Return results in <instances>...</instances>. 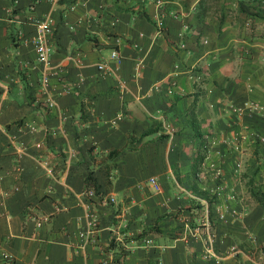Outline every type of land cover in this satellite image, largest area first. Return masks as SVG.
<instances>
[{
  "label": "crops",
  "instance_id": "crops-1",
  "mask_svg": "<svg viewBox=\"0 0 264 264\" xmlns=\"http://www.w3.org/2000/svg\"><path fill=\"white\" fill-rule=\"evenodd\" d=\"M263 145L264 0H0V264H264Z\"/></svg>",
  "mask_w": 264,
  "mask_h": 264
},
{
  "label": "built area",
  "instance_id": "built-area-1",
  "mask_svg": "<svg viewBox=\"0 0 264 264\" xmlns=\"http://www.w3.org/2000/svg\"><path fill=\"white\" fill-rule=\"evenodd\" d=\"M33 24V33L29 38V42L32 45V48L35 52V58L38 62L40 67V82L41 84H45L47 82V77L45 74L44 69L49 64V57H48V50H49V44L47 42V35L51 29V17L49 15H35L31 19ZM109 59L119 61L120 56L117 50V47L115 45L110 47L109 51ZM106 67L105 61H100L97 63V68L104 69ZM44 104L47 106L52 105V100L46 95L44 96ZM148 181L151 183L152 188L154 190H157L159 188L158 183L155 181L153 177H149ZM111 199V198H110ZM207 210L205 209V212ZM221 216V214H219ZM95 221L91 220L88 225H94ZM191 232L199 236L204 243V253L203 256L207 257L210 256L214 262H218V260L221 258L219 254H217L213 247L211 246V242L213 241L214 237V230L211 225L210 218L205 215L202 220L198 223H195L193 227H191ZM93 228L91 226H88L82 230L79 231V237L82 238V242L86 240H90L92 236ZM150 241L149 238H144V243H148ZM260 251L264 252V245H261ZM232 251L235 253V249L232 248ZM3 257L7 260V262L10 261L8 254H3ZM108 259L104 258L102 260V264H107Z\"/></svg>",
  "mask_w": 264,
  "mask_h": 264
},
{
  "label": "rangeland",
  "instance_id": "rangeland-1",
  "mask_svg": "<svg viewBox=\"0 0 264 264\" xmlns=\"http://www.w3.org/2000/svg\"><path fill=\"white\" fill-rule=\"evenodd\" d=\"M263 146H262V148H264ZM253 159L256 162V167H255L253 173L261 174V178H263V179H262L260 184H256L253 182L254 184L250 183L249 185L251 187L252 186L255 187V189H254L255 193H257V192L260 193V198L264 204V151L260 152V150L257 148V152H255Z\"/></svg>",
  "mask_w": 264,
  "mask_h": 264
},
{
  "label": "trees",
  "instance_id": "trees-1",
  "mask_svg": "<svg viewBox=\"0 0 264 264\" xmlns=\"http://www.w3.org/2000/svg\"><path fill=\"white\" fill-rule=\"evenodd\" d=\"M189 111H191V109L189 110ZM203 144H205V143H203ZM90 179V178H89ZM90 181H92V179H90ZM137 237V236H136Z\"/></svg>",
  "mask_w": 264,
  "mask_h": 264
}]
</instances>
